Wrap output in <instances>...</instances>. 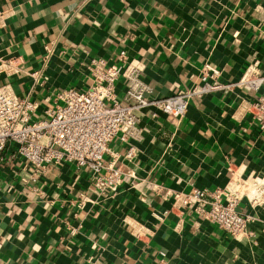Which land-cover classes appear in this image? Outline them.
Segmentation results:
<instances>
[{
    "label": "crops",
    "instance_id": "0c3cea01",
    "mask_svg": "<svg viewBox=\"0 0 264 264\" xmlns=\"http://www.w3.org/2000/svg\"><path fill=\"white\" fill-rule=\"evenodd\" d=\"M7 8L0 85L36 100L34 117L58 91L89 87L91 57L117 61L121 49L139 65L149 97L201 83L205 63L231 86L191 96L181 116L154 105L135 111L132 133L125 141L115 134L103 153L104 164L122 171L106 198L89 166L35 170L8 142L0 154V264H264L263 197L239 201L250 235H231L172 197L224 187L232 166L264 181V131L252 104L264 83L258 91L235 84L249 63L264 67V0H0ZM12 60L16 71L2 69ZM115 87L122 98V77Z\"/></svg>",
    "mask_w": 264,
    "mask_h": 264
},
{
    "label": "built area",
    "instance_id": "2783aa9c",
    "mask_svg": "<svg viewBox=\"0 0 264 264\" xmlns=\"http://www.w3.org/2000/svg\"><path fill=\"white\" fill-rule=\"evenodd\" d=\"M11 13L9 8L0 10V24ZM4 66L2 69L5 71L17 70L13 60ZM87 67L92 77L89 87H68L58 91L54 104L38 117L33 116L38 106L36 100L17 95L9 84L0 85V154L5 145L11 142L16 154L35 170L41 169L46 163L62 161L76 166H89L93 188L104 198L117 192L122 171L112 163L104 164L103 153L115 134L121 132L120 138L125 141L132 133L137 121L135 111L154 105L163 112L181 116L187 110L191 96H202L218 89L226 91L231 86L220 78L218 67L205 63L201 70V83L183 92L149 97L146 93L149 86L141 78L139 65L127 61L123 49L118 52L117 61L109 62L105 57L93 56ZM119 77L124 80L122 98L118 97L115 87ZM263 83L264 67L259 68L256 63H249L235 82L250 91H258ZM252 104L257 125L264 131V93ZM131 151L132 146L128 148L127 155ZM229 172L224 187L174 191L173 204L194 205L200 215L231 235L247 233L249 216L237 207L243 197L253 201L256 199L257 196L251 190L259 189L262 194L264 181L241 175L237 166L229 167ZM35 179V175L30 176V180ZM252 179L254 188L250 183Z\"/></svg>",
    "mask_w": 264,
    "mask_h": 264
},
{
    "label": "rangeland",
    "instance_id": "374dc122",
    "mask_svg": "<svg viewBox=\"0 0 264 264\" xmlns=\"http://www.w3.org/2000/svg\"><path fill=\"white\" fill-rule=\"evenodd\" d=\"M253 183H254V182H251V186H252V187L255 186V184H253ZM253 188H254V187H253ZM253 188H252V189H253ZM252 191H254V190H251V193H252ZM263 194H264V192H263ZM262 197H263V198H262ZM258 198H259V199L262 198V199H263L262 201L264 202V195H263V196H261V195H260V196H257V197H256V200H258ZM253 202H255V199H254Z\"/></svg>",
    "mask_w": 264,
    "mask_h": 264
}]
</instances>
